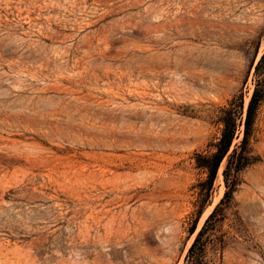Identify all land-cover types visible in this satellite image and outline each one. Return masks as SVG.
<instances>
[{
	"label": "rangeland",
	"instance_id": "obj_1",
	"mask_svg": "<svg viewBox=\"0 0 264 264\" xmlns=\"http://www.w3.org/2000/svg\"><path fill=\"white\" fill-rule=\"evenodd\" d=\"M263 53L264 0H0V264H264Z\"/></svg>",
	"mask_w": 264,
	"mask_h": 264
},
{
	"label": "trees",
	"instance_id": "obj_2",
	"mask_svg": "<svg viewBox=\"0 0 264 264\" xmlns=\"http://www.w3.org/2000/svg\"><path fill=\"white\" fill-rule=\"evenodd\" d=\"M264 59V53L261 55L259 62ZM258 91L255 89L249 99L246 113L243 121V137L239 145L234 144L233 140L236 137L237 131V120L240 118L241 111H238L235 107L226 106L221 109L220 122L222 128L220 135L214 143L210 144L213 147V151H208L207 153L196 152L194 153L195 164L198 168L202 169L206 177L204 181L200 182V192L205 196L208 195L209 190L212 188L213 182L216 178L218 169L222 161L226 158V164L222 171L224 184L227 190L224 193V197H229L231 195V188L228 185L230 173L238 174L245 167L249 165V161L245 155V148L248 141L252 125L254 123L256 108L259 104L260 97L257 96ZM241 104H239V108ZM222 198L220 202L215 206V208L209 213L204 221L203 226L197 231L191 245L188 248L187 256H190L195 251L202 252L203 245L201 244V239L207 230V224L213 219L219 205L223 202ZM196 224L195 222L189 228V234L192 235L195 232Z\"/></svg>",
	"mask_w": 264,
	"mask_h": 264
},
{
	"label": "bare ground",
	"instance_id": "obj_3",
	"mask_svg": "<svg viewBox=\"0 0 264 264\" xmlns=\"http://www.w3.org/2000/svg\"><path fill=\"white\" fill-rule=\"evenodd\" d=\"M171 37H172V36H171ZM164 67H165V66H164ZM164 67H163V69H164ZM160 68H161V67H160ZM160 68H159V69H160ZM161 69H162V68H161ZM169 69H170V68H169ZM156 70H157V69H156ZM172 70H174V69H172ZM178 70H179V69H178ZM164 72H165V71H164ZM167 72H168V70H167ZM178 72H179V71H178ZM174 73H175V72H174ZM176 73H177V72H176Z\"/></svg>",
	"mask_w": 264,
	"mask_h": 264
}]
</instances>
